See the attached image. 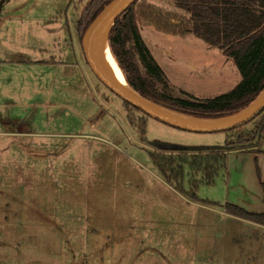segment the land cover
Segmentation results:
<instances>
[{
  "label": "rangeland",
  "instance_id": "374dc122",
  "mask_svg": "<svg viewBox=\"0 0 264 264\" xmlns=\"http://www.w3.org/2000/svg\"><path fill=\"white\" fill-rule=\"evenodd\" d=\"M89 1L0 0V16H7L0 22V104L7 103L0 112L10 129L53 134L22 140L27 148L35 143L42 150L25 157L28 166L42 161L37 178L42 219L22 218L15 199L22 189H0V264H244L246 235L260 226L179 192L151 153L208 152L230 142L228 152H240L238 144L250 137L254 146L264 147V129L257 134L264 110L232 129L195 132L126 105L85 59L77 20ZM135 12L141 35L167 76L166 83L153 79L156 89L206 98L241 80L220 48L162 27L159 18L187 20L172 0H138ZM10 164L17 162L11 158ZM185 170L188 189L191 176ZM13 175L7 177L18 174ZM226 178L219 173L213 182L199 183L196 195L226 203Z\"/></svg>",
  "mask_w": 264,
  "mask_h": 264
},
{
  "label": "trees",
  "instance_id": "16d2710c",
  "mask_svg": "<svg viewBox=\"0 0 264 264\" xmlns=\"http://www.w3.org/2000/svg\"><path fill=\"white\" fill-rule=\"evenodd\" d=\"M110 1L90 0L87 3L77 20L81 40L88 26ZM137 1L116 18L109 33V46L128 83L142 95L188 114L221 117L246 107L263 90L264 0H172L176 8L188 15L187 20L172 21L159 18V23H164L162 27L169 32L182 35L190 33L201 37L232 58L241 74V80L228 92L206 98H198L188 92L187 97H175L155 88L153 79L166 83L167 76L141 35L135 12ZM135 58L144 68L146 76L140 75ZM124 103L137 109L127 101ZM132 124L137 125L136 122ZM263 129L264 124H261L257 134ZM140 135L145 137L144 127L140 130ZM254 138H243L241 144H238L240 149L254 148ZM232 143L225 149L217 148L193 154L154 152L151 153V158L161 175L182 194L196 201L219 205L230 214L264 224V212H250L229 202L220 204L203 201L195 193L199 183H211L220 172L226 173L228 151L233 147ZM185 167H188V174L191 176L188 189L184 184Z\"/></svg>",
  "mask_w": 264,
  "mask_h": 264
},
{
  "label": "crops",
  "instance_id": "0c3cea01",
  "mask_svg": "<svg viewBox=\"0 0 264 264\" xmlns=\"http://www.w3.org/2000/svg\"><path fill=\"white\" fill-rule=\"evenodd\" d=\"M6 17V15L0 16V22L4 21ZM6 104V102L0 104V109ZM13 119L16 118L12 117V120ZM8 121L9 120L3 118V114L0 112V189L2 187H17L18 189H22L19 195L15 197L21 206L22 218L28 222H39V219H42L40 218L42 214L40 210L42 209L38 208L37 205V189L39 188V185H37V178H41L39 172H41L42 161L33 160L28 166L25 162V157L27 156V152H31V156L35 157L38 154L37 151L41 152L42 150H37V148H35L37 144L35 143L29 145L30 147L27 148L28 145L22 142V140L26 137L48 136L50 133L45 135L46 133L35 130L10 129L8 128ZM51 135L53 134H50V136ZM13 141H18L19 143L18 145L13 144L14 148H12L13 145H11V143H14ZM28 149L30 150L28 151ZM11 158H13L17 164L11 165ZM37 163L40 168L37 167ZM13 174L18 175L14 179L7 177L8 175L14 176ZM223 174L227 177V202L236 204L250 212H264V147L255 146L249 150L229 152L227 170L226 173ZM38 181L41 183V179H38ZM27 190L29 194H32V198H30L31 196L27 197ZM33 190L34 195L32 193ZM39 202L41 201L39 200ZM225 214L229 218L231 217L232 219L262 227L256 228L258 231L257 233L255 230L253 233L250 230V234L246 235L248 241L244 244L248 243V257L244 261V264H264V224L243 217L241 218L228 212ZM252 250L254 252H252ZM251 255H253L252 258ZM137 260L138 257L136 258V261ZM217 264L219 263L217 262Z\"/></svg>",
  "mask_w": 264,
  "mask_h": 264
},
{
  "label": "water",
  "instance_id": "95a60500",
  "mask_svg": "<svg viewBox=\"0 0 264 264\" xmlns=\"http://www.w3.org/2000/svg\"><path fill=\"white\" fill-rule=\"evenodd\" d=\"M136 0H111L91 22L82 37L87 62L97 77L114 93L143 113L171 126L195 131L218 132L241 126L264 109V88L259 95L241 110L221 117H201L181 112L142 95L127 81L122 83L106 73L99 65L97 47L103 37L109 45V33L116 20ZM258 140L256 138L255 142Z\"/></svg>",
  "mask_w": 264,
  "mask_h": 264
},
{
  "label": "bare ground",
  "instance_id": "6f19581e",
  "mask_svg": "<svg viewBox=\"0 0 264 264\" xmlns=\"http://www.w3.org/2000/svg\"><path fill=\"white\" fill-rule=\"evenodd\" d=\"M97 58L100 67L113 78L125 83V77L121 68L117 64L115 57L112 55L106 37L100 41L97 47Z\"/></svg>",
  "mask_w": 264,
  "mask_h": 264
},
{
  "label": "flooded vegetation",
  "instance_id": "af4514ba",
  "mask_svg": "<svg viewBox=\"0 0 264 264\" xmlns=\"http://www.w3.org/2000/svg\"><path fill=\"white\" fill-rule=\"evenodd\" d=\"M83 48V47H82ZM85 59H86V57H85ZM86 61H87V59H86ZM88 63V62H87Z\"/></svg>",
  "mask_w": 264,
  "mask_h": 264
}]
</instances>
